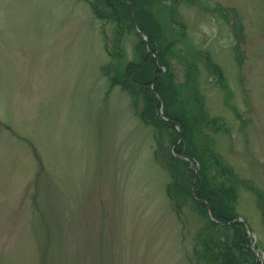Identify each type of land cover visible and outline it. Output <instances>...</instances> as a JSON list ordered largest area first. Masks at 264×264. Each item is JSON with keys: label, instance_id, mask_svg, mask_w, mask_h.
Listing matches in <instances>:
<instances>
[{"label": "rangeland", "instance_id": "rangeland-1", "mask_svg": "<svg viewBox=\"0 0 264 264\" xmlns=\"http://www.w3.org/2000/svg\"><path fill=\"white\" fill-rule=\"evenodd\" d=\"M93 1L0 0V264H207L194 255L198 233L215 243L225 234L206 232L191 199L176 211L165 165L176 144L166 130L155 158L156 128L102 69L108 48L135 59L141 34L118 33ZM161 2L168 67L180 90L190 75L226 125L203 135L239 179L236 213L264 264V0Z\"/></svg>", "mask_w": 264, "mask_h": 264}, {"label": "trees", "instance_id": "trees-1", "mask_svg": "<svg viewBox=\"0 0 264 264\" xmlns=\"http://www.w3.org/2000/svg\"><path fill=\"white\" fill-rule=\"evenodd\" d=\"M159 4L162 7L166 6L161 0L91 2L97 17L117 21L118 33L121 34L126 25L133 29H136L135 25H137L148 37L147 45L140 35L142 42L138 44L136 58L132 60H126L120 50L108 48L111 60L102 69L110 80V87L119 85L126 90L131 96L134 112L145 123L156 128L158 146L154 150L155 158L159 160L158 152L162 148V135L166 130L172 138V143L176 144L174 149L167 152L165 162L171 176L166 190L169 198L175 203L176 211H180L184 201L191 199L197 203L202 214L208 219L206 232L220 231L225 234L226 240L215 243L204 238L205 233L202 228L194 246V255L198 261L204 260L212 264H257L244 225L238 220L235 221L237 217L235 203L238 201L235 182L239 179L219 158L210 137L206 139L203 135V129L205 130L209 124L216 125L219 130L226 125L217 117L209 115L205 99L197 94V88L188 85L189 74L185 81L186 87L179 85L181 90L174 82L173 74L168 67V57L173 53L174 41L160 42L162 33L157 35L160 21L156 20L158 16L156 6ZM102 6L105 8L102 9ZM164 12L170 14V19H176L170 7ZM197 53L199 55V51ZM112 58L118 60L114 72L111 69L114 63ZM207 63L215 65L213 71L220 78L221 85L228 90L220 66L214 61L211 62L209 58ZM160 65H165L167 72H164ZM161 107L164 115L160 113ZM176 123L184 130L182 142H178L180 132L175 126ZM197 138H200L202 143L206 142V147L201 148L196 142ZM181 154L194 155L201 160V177L194 180L195 169L192 162L181 157ZM213 167H215L214 172L211 171ZM258 198H261V195H258ZM207 205L217 221L209 216ZM221 221H230V223ZM230 229L233 231L232 234L227 232ZM217 245L220 247L215 248Z\"/></svg>", "mask_w": 264, "mask_h": 264}]
</instances>
